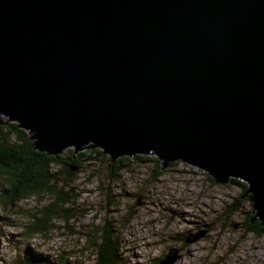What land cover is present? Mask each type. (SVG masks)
Masks as SVG:
<instances>
[{"label": "water", "instance_id": "water-1", "mask_svg": "<svg viewBox=\"0 0 264 264\" xmlns=\"http://www.w3.org/2000/svg\"><path fill=\"white\" fill-rule=\"evenodd\" d=\"M3 117L50 155L240 180L264 225V0H0Z\"/></svg>", "mask_w": 264, "mask_h": 264}, {"label": "rangeland", "instance_id": "rangeland-1", "mask_svg": "<svg viewBox=\"0 0 264 264\" xmlns=\"http://www.w3.org/2000/svg\"><path fill=\"white\" fill-rule=\"evenodd\" d=\"M85 151L74 180L57 185L71 199L46 233L27 229L30 214L52 201L49 195L5 210L0 190V264H19L27 249L52 264H95L106 229L120 244L118 264H165L170 256L167 264H264V234L246 231L252 204L240 199L239 184L216 183L183 162L162 167L155 156L128 157L115 168L107 154Z\"/></svg>", "mask_w": 264, "mask_h": 264}, {"label": "trees", "instance_id": "trees-1", "mask_svg": "<svg viewBox=\"0 0 264 264\" xmlns=\"http://www.w3.org/2000/svg\"><path fill=\"white\" fill-rule=\"evenodd\" d=\"M12 137L14 140L11 139ZM86 148L79 153H75L74 149H69L66 157L63 153L50 155L35 149L30 133L19 128L17 123L11 121L0 123V190L3 209H10L30 197H42L46 194L52 198L48 205L30 214L31 223L27 229L28 235L48 232L54 216L70 201L69 193L62 188L58 189L57 185L62 180H74L73 169L81 168L83 157L87 155ZM89 152L103 154L102 150L97 148L90 149ZM134 157L141 160L148 158L144 155ZM124 160H128V156L118 158L113 166L118 168L119 165H123ZM151 160L159 162L157 157ZM56 166L61 169L55 170ZM210 179L213 180L211 177ZM230 181L239 184L244 189L240 199L249 200V196L244 195L247 184L237 179ZM245 227L247 232L256 235L264 234V225L259 220H253V213L247 217ZM116 238L110 229L101 232L95 264H118L121 247ZM16 261L19 264H52L31 249H27L26 254Z\"/></svg>", "mask_w": 264, "mask_h": 264}]
</instances>
